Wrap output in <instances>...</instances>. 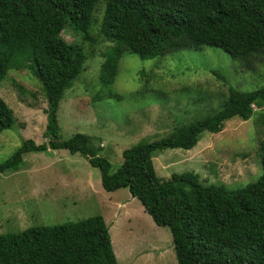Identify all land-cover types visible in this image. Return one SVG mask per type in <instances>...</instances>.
Listing matches in <instances>:
<instances>
[{"label":"trees","instance_id":"obj_1","mask_svg":"<svg viewBox=\"0 0 264 264\" xmlns=\"http://www.w3.org/2000/svg\"><path fill=\"white\" fill-rule=\"evenodd\" d=\"M100 0H0V82L8 70L31 67L48 102L45 141L24 139L4 160L0 173L26 166L23 154L67 149L80 153L100 171L106 191L126 187L159 226L169 228L178 264H264V139L262 173L254 182L229 189L204 185L198 174L174 173L160 180L152 154L164 149H191L201 133L221 131L232 117L249 119L252 105H264V86L229 96L212 114L173 129L166 137L138 142L122 151L112 170L90 136L61 139L57 111L87 60L66 42V25L87 37L94 5ZM106 3L101 33L111 45L104 51V83L113 80L123 52L151 59L177 51L217 47L246 68L264 57V0H102ZM12 109L0 96V131L14 123ZM0 264H118L108 227L100 214L57 224L31 225L0 234Z\"/></svg>","mask_w":264,"mask_h":264},{"label":"rangeland","instance_id":"obj_2","mask_svg":"<svg viewBox=\"0 0 264 264\" xmlns=\"http://www.w3.org/2000/svg\"><path fill=\"white\" fill-rule=\"evenodd\" d=\"M105 5L102 0L94 5L87 37L69 24L60 32L66 42L86 53L87 60L72 87L63 93L57 125L61 139L75 133L90 136L92 147L110 161L113 171L122 163L124 149L166 137L176 127L219 110L229 96V87L244 92L264 86L263 56L246 68L222 49L210 46L151 59L123 52L113 80L104 83V51L111 45L101 33ZM0 96L15 118L9 129L0 131L2 161L24 139L38 144L45 141L48 102L29 66L8 70L0 82ZM252 108L254 113L247 120L235 116L225 120L217 133L202 132L191 149L153 152L156 175L166 180L174 173L192 172L198 174L204 185L221 184L229 189L257 180L263 172L259 143L264 139V105ZM23 159L25 167L0 173V234L18 232L31 225L76 221L96 214L105 216L116 210L114 203L132 197L127 188L104 190L99 169L78 152H28ZM128 209L153 221L135 197ZM123 221L124 227H129L125 217L121 218ZM159 228L165 231L169 243L166 245L161 238L167 250L162 246L166 255L156 264H178L169 228ZM115 229L116 225L110 229L112 248L120 255L118 264H126L129 260L121 258V233ZM151 253L158 256L157 251Z\"/></svg>","mask_w":264,"mask_h":264},{"label":"crops","instance_id":"obj_3","mask_svg":"<svg viewBox=\"0 0 264 264\" xmlns=\"http://www.w3.org/2000/svg\"><path fill=\"white\" fill-rule=\"evenodd\" d=\"M122 188H126V187H122ZM129 198H130L129 201H117L116 203L113 204V208L115 207L116 210H112L111 212L109 211L108 214L105 216L103 215L106 226L108 225V223H111V226L108 227L109 234L111 231L110 229H114V226L116 225L115 230L119 232V235L121 233L119 238L123 241L121 258L124 261L126 259L129 260L126 261V264H134L135 261L138 264H140L143 261L145 264H147L148 262H153L156 264L158 263L156 262L157 260L161 261V259L165 258L166 255L162 251L165 247L163 246V241L161 240V238L164 239L166 245H168L169 240L165 239L166 238L165 231H161L159 225H157L154 221H150V219L148 218L143 219L142 217L129 212L128 206L132 201V197ZM144 212L146 211L144 210ZM122 217H125V219H127V222L129 223V227L127 228L124 227V221L121 222ZM112 245H113V238H112ZM115 249L116 248H113V251L118 260V263H120V258H119L120 255L118 254V251H116ZM165 249L167 250V248ZM155 251H157L158 253L157 257L153 256V254L151 253Z\"/></svg>","mask_w":264,"mask_h":264}]
</instances>
